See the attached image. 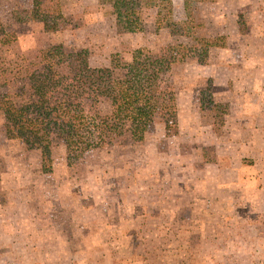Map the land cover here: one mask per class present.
I'll use <instances>...</instances> for the list:
<instances>
[{
  "label": "rangeland",
  "instance_id": "obj_1",
  "mask_svg": "<svg viewBox=\"0 0 264 264\" xmlns=\"http://www.w3.org/2000/svg\"><path fill=\"white\" fill-rule=\"evenodd\" d=\"M41 10L65 20L45 31ZM108 10L0 0V91L46 43L108 67L140 48L162 61L176 119L78 158L54 146L43 164L0 117V264H264V0L193 4L194 37L216 46L171 35L149 8L141 31L118 33Z\"/></svg>",
  "mask_w": 264,
  "mask_h": 264
},
{
  "label": "trees",
  "instance_id": "obj_2",
  "mask_svg": "<svg viewBox=\"0 0 264 264\" xmlns=\"http://www.w3.org/2000/svg\"><path fill=\"white\" fill-rule=\"evenodd\" d=\"M213 1L180 0L184 13L181 21L173 19L171 0L96 3L109 8L118 33L141 31L140 12L149 8L154 9L156 26L168 27L171 35L216 46V39H196L192 22V5ZM31 14L45 31L57 30L65 20L61 13L50 10ZM109 63V67L90 66L85 51L66 49L60 43L34 49L32 60L20 74L18 69L12 71L0 91L5 137L38 150L44 164L54 146H62L67 158H78L88 150L109 148L124 138L138 140L157 119L164 124L175 121V95L161 84L163 63L157 56L137 48L128 61L113 54ZM113 69L120 75L114 76Z\"/></svg>",
  "mask_w": 264,
  "mask_h": 264
}]
</instances>
